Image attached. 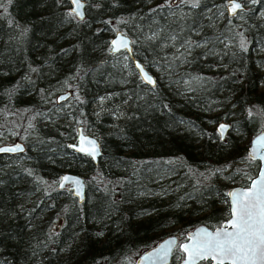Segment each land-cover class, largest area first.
I'll list each match as a JSON object with an SVG mask.
<instances>
[{
  "label": "trees",
  "instance_id": "1",
  "mask_svg": "<svg viewBox=\"0 0 264 264\" xmlns=\"http://www.w3.org/2000/svg\"><path fill=\"white\" fill-rule=\"evenodd\" d=\"M241 1L228 15L226 0H84L77 19L68 0H0V143L25 145L0 154V264L67 251L74 264H132L166 234L175 264L191 227L226 218V189L258 168L240 142L264 129V0ZM117 29L145 66L156 59L153 86L109 51ZM99 97L125 100L124 117L94 113ZM77 124L99 135L94 164L67 146ZM64 170L84 173L81 202L56 187Z\"/></svg>",
  "mask_w": 264,
  "mask_h": 264
},
{
  "label": "water",
  "instance_id": "2",
  "mask_svg": "<svg viewBox=\"0 0 264 264\" xmlns=\"http://www.w3.org/2000/svg\"><path fill=\"white\" fill-rule=\"evenodd\" d=\"M232 0H226L225 3V10L226 13L231 15L233 14L230 11V5ZM235 2L241 4V8L237 11H241L244 8V5L241 0H235ZM80 3L83 5V7L80 9L82 12V18L84 16V0H80ZM68 8L69 11L77 18L81 19V16H77L75 14V4L73 3V0H68ZM236 11V12H237ZM113 41L117 42H123L127 44V47H121V46H114ZM108 45H109V51L110 52H118L123 51L126 53V55L129 57L131 61V65L133 69L135 70L137 76L147 86H153L155 83V75L149 71L146 66L143 64L142 61L137 59L133 56L132 53V44H131V38L130 36L117 29L113 31V33L108 38ZM145 76L149 77L151 79V83L145 79ZM70 95V91L68 89H64L62 91L57 92L54 95V101L56 103L60 101L66 100ZM224 125L225 128L223 130V134L221 135L220 126ZM214 129L218 133L219 139H223L225 132L229 129V123L227 121H217L214 124ZM264 129H259L254 134H252L247 141V145L245 147V153L246 156L250 159H256L258 161V168L256 173L249 179L246 185H240V184H233L230 185L225 192L226 196V202H227V211L228 214L226 218L221 221L220 224L209 227L203 223H199L191 227L186 233L183 240L178 242V248L182 252V257L180 261L177 264H185V262L188 260V255L184 250L181 248V245L188 244L191 245L193 243L192 240H189V236H195L197 231L199 229H205L208 232H216L221 227L225 226L227 221L231 219V204H232V197L229 195L231 192H244L248 191L252 188L253 181H259L261 180V173L264 172V159H261L262 156H264ZM92 141L95 145L96 154L95 157L90 155L87 150H90L92 148V144H89L88 142ZM259 141V143H258ZM19 148L16 151H0V154H16V153H22L25 149V145L21 140H13L11 142H1L0 148L3 149H12V148ZM67 146L71 148L73 151L81 153L86 155L90 161L94 164L97 161L98 156L101 153L100 150V144H99V137L95 134H91L83 129V127L80 124H77L75 129V135L72 140H70L67 143ZM81 148L86 149V151H80ZM68 177V180H63L62 178ZM63 184V187L65 186L71 193L73 197H75L77 202H81L84 198V181L83 176L76 172H71L68 170H64L59 173L58 179L56 181V187L58 189H62L61 185ZM231 231V229H229ZM171 241H175V243H170ZM177 244V237L174 234H166L162 237H160L155 243L152 245L144 248L142 251L138 253L136 256L133 264H168L172 251L174 246ZM163 246V247H162ZM210 264H215L214 261L211 259H208ZM201 260H197L199 262ZM189 264H191V261H189ZM227 264V262H226Z\"/></svg>",
  "mask_w": 264,
  "mask_h": 264
},
{
  "label": "snow or ice",
  "instance_id": "3",
  "mask_svg": "<svg viewBox=\"0 0 264 264\" xmlns=\"http://www.w3.org/2000/svg\"><path fill=\"white\" fill-rule=\"evenodd\" d=\"M73 3L75 14L82 18L80 9L83 5L80 0H73ZM195 6L196 3H193V7ZM240 8L241 4L232 0L230 11L234 14ZM113 45L127 47L126 43L117 41H113ZM145 79L152 82L147 76ZM224 128V125L220 126L221 135ZM88 143L93 146L87 151L95 157L94 142ZM18 148L19 146L12 149L0 148V151H16ZM80 151L86 149L81 148ZM261 159H264V156ZM261 177V180L253 181L252 188L248 191L229 193L232 197L231 219L225 226L214 233L199 229L195 236H189V240L193 241L191 245H181L188 255L185 264H189V261L191 264H196L197 260L208 259L215 264H226V262L227 264H264V172L261 173ZM170 243L174 244L175 241Z\"/></svg>",
  "mask_w": 264,
  "mask_h": 264
},
{
  "label": "rangeland",
  "instance_id": "4",
  "mask_svg": "<svg viewBox=\"0 0 264 264\" xmlns=\"http://www.w3.org/2000/svg\"><path fill=\"white\" fill-rule=\"evenodd\" d=\"M215 26L218 25L217 20L214 21L213 23ZM173 53L175 52V50H172ZM148 63H146V66L151 70V72L153 74H155L156 71V66L153 63V61H156V59L154 57L148 56ZM145 63V61H142ZM155 67V68H154ZM154 68V70H152ZM261 86H263V83H261ZM109 97H111L112 95H108ZM69 105V101H66L64 106H68ZM107 105L105 102V99L103 97H99L96 99V101L93 103L92 108L94 113H98L99 111H101L102 109H108V110H112V115H113V122L117 123L118 120H121L124 115H125V100H118L117 102H114L111 105L105 106ZM46 119L43 118V121H45ZM214 125V124H212ZM87 132L91 133V134H95L94 131L92 129H86ZM99 137V135H97ZM249 137H246L244 140H242L240 143H242L245 147L247 145V141H248ZM17 138H15L12 134L8 135V136H4L1 140V142H11L13 140H16ZM19 140V139H18ZM81 175H84V173L80 172ZM51 212V210L49 209L44 215L43 217L49 215ZM102 238V236H101ZM180 251V250H179ZM182 257V252L180 251L179 254L176 255L175 257V264H177L180 259ZM59 264H74V260L71 259L69 252H62L61 258L59 260ZM205 261L208 260H203L200 264H206ZM20 264H45L44 260L40 259L39 256H37L35 259H27L26 261H24L23 263ZM207 264H209L207 262Z\"/></svg>",
  "mask_w": 264,
  "mask_h": 264
},
{
  "label": "flooded vegetation",
  "instance_id": "5",
  "mask_svg": "<svg viewBox=\"0 0 264 264\" xmlns=\"http://www.w3.org/2000/svg\"><path fill=\"white\" fill-rule=\"evenodd\" d=\"M224 8H225V7H224ZM224 10H225V9H224ZM225 12H226V10H225ZM237 12H238V11H237ZM237 12H235V13H237ZM235 13H234V14H235ZM234 14H231V15H234ZM228 15H229V14H228ZM137 255H138V254H137ZM137 255H136V256H137ZM136 256L133 258L132 264H133V262H134ZM202 261H203V260L197 262L196 264H200ZM169 262H170V261H169ZM207 262L210 264L209 260H208ZM168 264H169V263H168Z\"/></svg>",
  "mask_w": 264,
  "mask_h": 264
}]
</instances>
